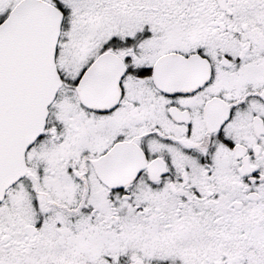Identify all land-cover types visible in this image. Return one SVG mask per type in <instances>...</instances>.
<instances>
[{"label": "snow or ice", "instance_id": "1", "mask_svg": "<svg viewBox=\"0 0 264 264\" xmlns=\"http://www.w3.org/2000/svg\"><path fill=\"white\" fill-rule=\"evenodd\" d=\"M0 264H264V0H0Z\"/></svg>", "mask_w": 264, "mask_h": 264}]
</instances>
